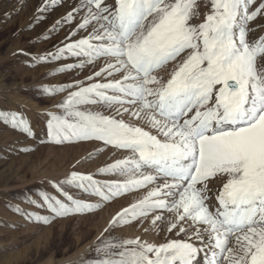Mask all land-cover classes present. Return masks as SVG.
Instances as JSON below:
<instances>
[{
    "label": "snow or ice",
    "instance_id": "obj_1",
    "mask_svg": "<svg viewBox=\"0 0 264 264\" xmlns=\"http://www.w3.org/2000/svg\"><path fill=\"white\" fill-rule=\"evenodd\" d=\"M194 2L74 0L41 37L67 26L59 46L38 55L18 50L31 57L29 67L71 60L57 71H90L37 89L48 97L66 93L46 113L47 142H100L129 155L96 174L73 169L50 180L59 196L41 190L39 201L24 198L46 215L7 207L47 225L146 190L111 216L85 264H264V34L249 39L264 33V22L253 26L264 21V0H211L198 25L190 23ZM64 3L42 0L27 28ZM169 62L175 67L164 81L155 73ZM0 123L36 138L22 113L0 110ZM216 181L220 187H210ZM149 218L145 234L171 238L156 244L109 235Z\"/></svg>",
    "mask_w": 264,
    "mask_h": 264
},
{
    "label": "rangeland",
    "instance_id": "obj_2",
    "mask_svg": "<svg viewBox=\"0 0 264 264\" xmlns=\"http://www.w3.org/2000/svg\"><path fill=\"white\" fill-rule=\"evenodd\" d=\"M73 2L74 0H66L63 6L45 13V19L28 29L27 25L32 22L42 0H0V110L22 113L29 120L36 137L30 139L24 133L0 123V264H85L95 256L90 246L96 242L111 216L146 192L135 190L126 193L114 201L101 203L100 208L91 214L58 218L47 225L28 222L7 207L12 203L26 211L46 215L44 208L27 204L24 198L31 196L39 201L37 193L41 190L59 196L48 183L50 180L58 182L73 169L85 174H96L99 167L129 155L100 142L57 145L46 141V113L56 110L54 105L66 93L48 97L41 95L37 89L42 85H66L74 78L83 79L90 71L87 68L57 71L63 63L73 62L71 60L29 67L31 57L19 54L18 50L38 55L52 50L54 45L59 46V42L67 34V26H61L47 40L41 37ZM194 11L197 15L190 23L198 25L211 12V0H195ZM5 12L12 13L7 20L3 16ZM262 22L264 21L258 18L253 26ZM261 34L264 33L257 30L250 33L249 39L258 38ZM174 67L175 63L169 62L158 69L155 75L166 81ZM94 70H98V67ZM41 139H45V143H40ZM21 148L28 150L20 151ZM94 178L105 179L100 175H95ZM216 182L210 187L216 186L218 189L220 184ZM70 191L77 197L88 198L87 194L78 190ZM145 227L151 228L150 218L144 225L133 222L131 226H117L109 235L116 239L141 236L145 241L156 244L163 242L164 239L161 240L166 236L171 238L165 231H160L159 235L155 230L145 234Z\"/></svg>",
    "mask_w": 264,
    "mask_h": 264
},
{
    "label": "bare ground",
    "instance_id": "obj_3",
    "mask_svg": "<svg viewBox=\"0 0 264 264\" xmlns=\"http://www.w3.org/2000/svg\"><path fill=\"white\" fill-rule=\"evenodd\" d=\"M216 183H217V182H216ZM216 183H215V184H216ZM216 185H217V184H216ZM210 186H211V185H210ZM212 186H213V184H212ZM215 187H216V186H215ZM215 187H214V189H216ZM218 188H219V187H218ZM164 237H165V236H164ZM168 238H169V237H168ZM163 239H165V238H162L161 241H163Z\"/></svg>",
    "mask_w": 264,
    "mask_h": 264
}]
</instances>
